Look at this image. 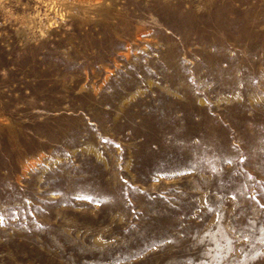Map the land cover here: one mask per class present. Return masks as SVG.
Listing matches in <instances>:
<instances>
[{
	"label": "rangeland",
	"instance_id": "1",
	"mask_svg": "<svg viewBox=\"0 0 264 264\" xmlns=\"http://www.w3.org/2000/svg\"><path fill=\"white\" fill-rule=\"evenodd\" d=\"M0 264H264V0H0Z\"/></svg>",
	"mask_w": 264,
	"mask_h": 264
},
{
	"label": "snow or ice",
	"instance_id": "2",
	"mask_svg": "<svg viewBox=\"0 0 264 264\" xmlns=\"http://www.w3.org/2000/svg\"><path fill=\"white\" fill-rule=\"evenodd\" d=\"M0 222H2V217H0Z\"/></svg>",
	"mask_w": 264,
	"mask_h": 264
}]
</instances>
